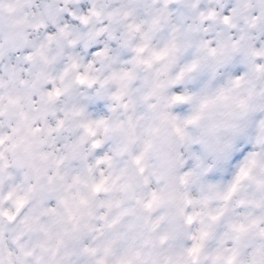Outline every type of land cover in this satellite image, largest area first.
Returning a JSON list of instances; mask_svg holds the SVG:
<instances>
[{"label":"clouds","instance_id":"clouds-1","mask_svg":"<svg viewBox=\"0 0 264 264\" xmlns=\"http://www.w3.org/2000/svg\"><path fill=\"white\" fill-rule=\"evenodd\" d=\"M0 264H264V0H0Z\"/></svg>","mask_w":264,"mask_h":264}]
</instances>
